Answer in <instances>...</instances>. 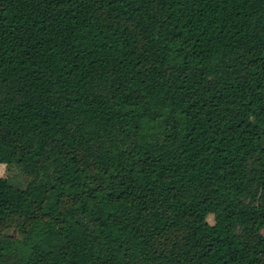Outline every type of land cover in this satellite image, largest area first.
I'll use <instances>...</instances> for the list:
<instances>
[{"label":"trees","instance_id":"1","mask_svg":"<svg viewBox=\"0 0 264 264\" xmlns=\"http://www.w3.org/2000/svg\"><path fill=\"white\" fill-rule=\"evenodd\" d=\"M0 164V264H264V0H0Z\"/></svg>","mask_w":264,"mask_h":264},{"label":"rangeland","instance_id":"2","mask_svg":"<svg viewBox=\"0 0 264 264\" xmlns=\"http://www.w3.org/2000/svg\"><path fill=\"white\" fill-rule=\"evenodd\" d=\"M0 175L1 176H8L13 181H16V182H19V183H23V176L20 173V171L18 170V168L15 167V166L11 165L9 167H6L4 164H0ZM172 218H173V215L171 213H163L159 217L158 223H159V225L164 226ZM206 219H207V221L211 222L212 221L211 214H208Z\"/></svg>","mask_w":264,"mask_h":264}]
</instances>
